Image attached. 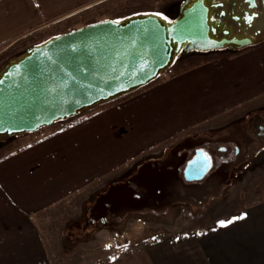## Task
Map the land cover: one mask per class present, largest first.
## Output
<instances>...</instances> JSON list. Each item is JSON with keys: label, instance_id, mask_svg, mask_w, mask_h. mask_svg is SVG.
<instances>
[{"label": "rangeland", "instance_id": "374dc122", "mask_svg": "<svg viewBox=\"0 0 264 264\" xmlns=\"http://www.w3.org/2000/svg\"><path fill=\"white\" fill-rule=\"evenodd\" d=\"M180 1L102 0L89 13L120 20L162 14ZM17 45L0 57V71L19 58L13 54L29 47ZM108 100L35 133L19 134L0 148L2 159L40 137L39 155H59L63 161L52 176L61 186L70 185L68 197L95 189L72 213L57 211L49 220L50 264L94 263L155 239L206 232L245 213L264 218V142L248 137V119L264 121V41L234 54L194 53ZM81 117L84 127L62 132ZM95 130L107 136L96 137ZM23 134L26 139L17 138ZM67 139L92 145H75L67 154L62 146L57 154L56 144ZM99 139L105 141L104 154ZM252 139L258 146L251 153ZM197 149L209 153L212 167L202 179L189 181L183 172ZM16 161L9 157L0 166L6 173L7 164L15 167Z\"/></svg>", "mask_w": 264, "mask_h": 264}, {"label": "water", "instance_id": "95a60500", "mask_svg": "<svg viewBox=\"0 0 264 264\" xmlns=\"http://www.w3.org/2000/svg\"><path fill=\"white\" fill-rule=\"evenodd\" d=\"M260 1L259 23L264 28V0ZM246 2L251 8L257 5L256 0ZM190 9H195L192 16ZM179 10L182 13L171 23L153 13L108 18L29 47L0 71V136L10 140L71 118L147 84L180 51L183 58L192 49L207 48L198 40L201 25L208 24L207 9L186 0ZM211 166L210 155L198 149L184 177L200 180Z\"/></svg>", "mask_w": 264, "mask_h": 264}, {"label": "crops", "instance_id": "0c3cea01", "mask_svg": "<svg viewBox=\"0 0 264 264\" xmlns=\"http://www.w3.org/2000/svg\"><path fill=\"white\" fill-rule=\"evenodd\" d=\"M100 1L0 0V57L17 44L30 47L100 18H119L110 14L97 17L96 13H89ZM82 124L61 130L72 134L74 129L84 127ZM94 133L96 137L107 136L101 130ZM25 136L17 138L23 140ZM39 138L35 142L31 139L29 145L0 159V165L9 157L17 159L15 167L7 164L6 173L0 166V264H50L49 240L45 234L49 220L54 219L57 211L72 213L80 200L83 203L89 200L88 196L95 190H84L74 199V195L68 197L72 193L67 189L70 185L63 187L57 182L59 179L52 176V171L63 169V161L60 162L59 155H39L43 144ZM97 142H103L104 154L105 141L99 139ZM84 143L90 141L61 140L56 144L57 154L61 153L62 146L67 149V154L70 147ZM95 147L99 150L98 145ZM67 178L73 177L69 174ZM74 187V191L78 190ZM89 264H264V218L245 217L226 227L219 224L209 231L190 233L179 239H155Z\"/></svg>", "mask_w": 264, "mask_h": 264}, {"label": "flooded vegetation", "instance_id": "af4514ba", "mask_svg": "<svg viewBox=\"0 0 264 264\" xmlns=\"http://www.w3.org/2000/svg\"><path fill=\"white\" fill-rule=\"evenodd\" d=\"M185 1L186 0H181L176 5H172L167 12L161 14L162 19L166 23H171L175 20L179 13H182L179 7ZM191 1L193 0H190L191 6L200 5L207 9L208 24L201 25L200 29L203 35L198 39L200 41L199 44L203 47L207 46V48L203 50L192 49L190 54L219 51H224L225 54H234L264 41V28L259 23L258 15L262 8L260 0H256L257 5L252 8L250 7V3L246 2V0H194L197 3ZM194 10L195 9H190L189 13L191 16ZM246 42H248V44H245ZM22 52L23 50L13 55L20 57ZM180 52L175 56L176 61H180ZM173 64H175V62H173L171 66ZM248 121L251 128L248 137L258 139L259 142H264L263 117L259 119L251 116ZM253 139L248 144L251 153L258 146V142H255ZM8 142V135L0 136V147ZM239 147V145H236V157L240 152ZM262 148H264V146ZM224 150H226V147ZM247 156L256 158V156Z\"/></svg>", "mask_w": 264, "mask_h": 264}, {"label": "snow or ice", "instance_id": "6c2138e0", "mask_svg": "<svg viewBox=\"0 0 264 264\" xmlns=\"http://www.w3.org/2000/svg\"><path fill=\"white\" fill-rule=\"evenodd\" d=\"M155 15H161V14L160 13H156ZM165 19H166V17H165ZM249 19H251V18H249ZM246 215L247 214L245 213V214H242L239 217H233V218H231V219H229L227 221H220L219 224H220L221 227H226V226L232 224L236 220H242V219H244Z\"/></svg>", "mask_w": 264, "mask_h": 264}, {"label": "trees", "instance_id": "16d2710c", "mask_svg": "<svg viewBox=\"0 0 264 264\" xmlns=\"http://www.w3.org/2000/svg\"><path fill=\"white\" fill-rule=\"evenodd\" d=\"M83 119H84V117H81V118L77 119V121H76V119H75V121H74V119H73V120H70V121L67 123L66 126L68 127V126H70V125H72V124L78 123V122L82 121Z\"/></svg>", "mask_w": 264, "mask_h": 264}]
</instances>
